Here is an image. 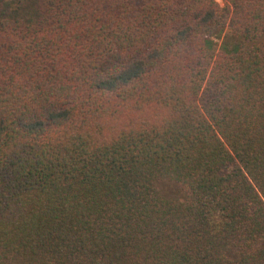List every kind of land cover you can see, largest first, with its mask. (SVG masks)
<instances>
[{
  "label": "trees",
  "instance_id": "16d2710c",
  "mask_svg": "<svg viewBox=\"0 0 264 264\" xmlns=\"http://www.w3.org/2000/svg\"><path fill=\"white\" fill-rule=\"evenodd\" d=\"M0 264H264V0H0Z\"/></svg>",
  "mask_w": 264,
  "mask_h": 264
},
{
  "label": "rangeland",
  "instance_id": "374dc122",
  "mask_svg": "<svg viewBox=\"0 0 264 264\" xmlns=\"http://www.w3.org/2000/svg\"><path fill=\"white\" fill-rule=\"evenodd\" d=\"M218 2L222 3V0H217Z\"/></svg>",
  "mask_w": 264,
  "mask_h": 264
}]
</instances>
